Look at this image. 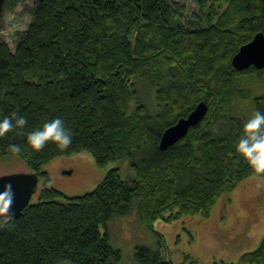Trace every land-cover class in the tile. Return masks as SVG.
<instances>
[{"label":"trees","instance_id":"trees-1","mask_svg":"<svg viewBox=\"0 0 264 264\" xmlns=\"http://www.w3.org/2000/svg\"><path fill=\"white\" fill-rule=\"evenodd\" d=\"M194 1L197 19L187 18L177 0L24 6L30 20L15 32L14 49L0 42V118L18 113L28 124L0 137V158L13 157L9 146L20 145L21 160L44 184L37 200L0 229V264H118L122 253L107 231L115 218L136 212L148 227L157 218L208 216L221 195L254 175L235 151L245 122L235 108L247 92L243 76L264 86V68L238 71L231 59L264 33V0ZM24 2L0 0V15ZM142 91L154 95L153 111ZM200 101L208 105L204 118L161 149L162 132ZM253 103L264 111V92ZM57 116L72 130L70 149L61 153L49 143L32 152L27 133ZM81 153L101 167L130 159L134 176L124 179L113 167L92 191L67 196L41 169ZM133 259L175 264L145 245L134 248ZM221 264H264V233L255 249Z\"/></svg>","mask_w":264,"mask_h":264},{"label":"rangeland","instance_id":"rangeland-1","mask_svg":"<svg viewBox=\"0 0 264 264\" xmlns=\"http://www.w3.org/2000/svg\"><path fill=\"white\" fill-rule=\"evenodd\" d=\"M177 1L185 6L187 18L191 16V19H197L199 9L194 0ZM36 2L37 0H25L13 13L4 12L0 15V42H6L14 49L15 32L24 30L30 20L24 6L31 7ZM241 87L247 92L236 105L235 113L246 121L255 109L253 96L263 93L264 86L257 78L246 74L242 78ZM140 95L145 98L144 104L153 111L150 107L154 95L147 93L145 97L143 91ZM138 158L139 154L135 156V160ZM130 161L124 158L101 167L96 164L92 155L81 153L52 160L42 167L41 172L47 173L49 184L54 188L67 196H79L92 191L110 168L118 167L122 178H132L134 171ZM68 169H72L71 174L64 173ZM13 172L30 171L21 159L14 156L0 158V175ZM257 179L252 175L232 191L221 195L208 216L183 214L173 220L157 218L148 227L138 222L136 212L115 218L109 223L107 231L111 244L121 250L122 259L118 264H135L134 248L142 245L159 248L161 254L175 264H192V261L195 264H221L222 261H237L241 254L258 246L264 233V188H256ZM43 184L44 176L39 175L38 189L30 202L37 200ZM160 239L161 246L158 245ZM61 263L73 264L68 261Z\"/></svg>","mask_w":264,"mask_h":264},{"label":"clouds","instance_id":"clouds-1","mask_svg":"<svg viewBox=\"0 0 264 264\" xmlns=\"http://www.w3.org/2000/svg\"><path fill=\"white\" fill-rule=\"evenodd\" d=\"M28 124L26 116L13 113L11 117L0 118V137L14 130L23 133ZM49 143L65 153L73 144L72 130L66 126L65 121L57 116L45 121L41 127L27 133V144L32 152L42 151ZM11 153L18 159H23L24 149L18 144L9 146ZM235 151L238 158L243 160L258 178L256 188H264V111L255 109L243 123ZM12 185H5L0 191V229L9 226L12 219L10 208L13 204Z\"/></svg>","mask_w":264,"mask_h":264},{"label":"water","instance_id":"water-1","mask_svg":"<svg viewBox=\"0 0 264 264\" xmlns=\"http://www.w3.org/2000/svg\"><path fill=\"white\" fill-rule=\"evenodd\" d=\"M231 63L238 71L246 70L250 66L258 69L264 68V33H255L250 41L241 45L232 56ZM207 111L206 102H198L188 115L180 117L162 132L159 147L166 149L176 143L187 134L191 127L203 119ZM38 181V175L34 172H13L0 175V191L4 190L5 185L9 183L12 185L14 196L12 207L9 210L12 217L18 216L29 203L32 194L36 191Z\"/></svg>","mask_w":264,"mask_h":264},{"label":"bare ground","instance_id":"bare-ground-1","mask_svg":"<svg viewBox=\"0 0 264 264\" xmlns=\"http://www.w3.org/2000/svg\"><path fill=\"white\" fill-rule=\"evenodd\" d=\"M234 68H235V67H234ZM235 69H236V68H235ZM257 69H258V68H257ZM236 70H237V69H236ZM206 104H207V103H206ZM203 118H204V117H203ZM183 137H184V136H183ZM183 137H182V138H183ZM179 140H180V139H179ZM179 140H178V141H179ZM68 172H69V173H68ZM71 172H72L71 170L64 171L65 174H71ZM34 173H35V172H34ZM36 174H37V173H36ZM37 175H38V174H37ZM38 178H39V175H38ZM37 189H38V183H37L36 190H37ZM32 195H33V194H32ZM31 197H32V196H31ZM30 201H31V198H30V200H29V203H30ZM29 203H28V204H29ZM28 204H27V205H28ZM27 205H26V206H27ZM26 206H25V207H26ZM25 207H24V208H25ZM22 211H23V210H22Z\"/></svg>","mask_w":264,"mask_h":264},{"label":"flooded vegetation","instance_id":"flooded-vegetation-1","mask_svg":"<svg viewBox=\"0 0 264 264\" xmlns=\"http://www.w3.org/2000/svg\"><path fill=\"white\" fill-rule=\"evenodd\" d=\"M68 170H71L72 171V169H68ZM65 171H67V170H65ZM72 173V172H71Z\"/></svg>","mask_w":264,"mask_h":264},{"label":"crops","instance_id":"crops-1","mask_svg":"<svg viewBox=\"0 0 264 264\" xmlns=\"http://www.w3.org/2000/svg\"><path fill=\"white\" fill-rule=\"evenodd\" d=\"M60 264H62V263H60Z\"/></svg>","mask_w":264,"mask_h":264}]
</instances>
